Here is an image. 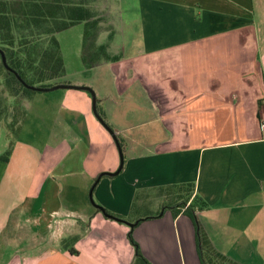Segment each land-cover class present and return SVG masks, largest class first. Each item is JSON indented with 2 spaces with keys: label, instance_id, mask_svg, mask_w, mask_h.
Here are the masks:
<instances>
[{
  "label": "crops",
  "instance_id": "obj_1",
  "mask_svg": "<svg viewBox=\"0 0 264 264\" xmlns=\"http://www.w3.org/2000/svg\"><path fill=\"white\" fill-rule=\"evenodd\" d=\"M250 1H128L107 43L120 58L82 66L98 76L50 82L90 87L121 140V169L100 176L95 205L126 216L134 192L147 189L136 202L153 212L152 188L192 182L207 205L196 218L215 250L264 264V128L256 115L264 114V14L254 17ZM58 89L20 102L16 136L0 126V155L11 143L0 158V264H131L129 226L97 211L87 194L99 173L117 168L115 144L87 91ZM35 99L44 105L33 107ZM131 234L150 264H200L181 213L164 210Z\"/></svg>",
  "mask_w": 264,
  "mask_h": 264
},
{
  "label": "trees",
  "instance_id": "obj_2",
  "mask_svg": "<svg viewBox=\"0 0 264 264\" xmlns=\"http://www.w3.org/2000/svg\"><path fill=\"white\" fill-rule=\"evenodd\" d=\"M94 15L93 10L86 5V0H0V51L4 55L7 66L28 85L49 87L56 84L50 81L64 75V66L55 33L78 23L82 24L79 58L84 68H90L102 62L117 61L121 54H110L107 51V43L112 37V32H108L106 41L101 43L95 41L98 18ZM0 87L12 98L17 96L28 98L32 91H36L25 88L13 73L3 68L1 61ZM257 104L261 105L260 100H257ZM14 106L10 120L3 127L12 137L17 135L24 116L20 102ZM96 110L103 118L97 108ZM256 115L259 118L258 112ZM107 126L109 127L108 124ZM116 138L121 148V140L117 136ZM10 147L9 142L0 155L2 160L7 159ZM193 190L192 182L152 188L151 196L158 204L153 212L147 205L136 202L139 193L147 189L134 192L126 216L103 209L117 221L135 222L126 233L134 250V259L131 264H150L132 237L133 227L143 219L160 216L164 210H169L172 217L181 213L189 218L194 228L195 250L200 264H238L211 245L195 215L196 211L206 208L207 205ZM96 210L99 211L98 208ZM74 238V236L62 238L61 246L66 248ZM68 251L72 253V250L68 249Z\"/></svg>",
  "mask_w": 264,
  "mask_h": 264
},
{
  "label": "rangeland",
  "instance_id": "obj_3",
  "mask_svg": "<svg viewBox=\"0 0 264 264\" xmlns=\"http://www.w3.org/2000/svg\"><path fill=\"white\" fill-rule=\"evenodd\" d=\"M131 0H86V5L93 10L95 13V17L98 18V27L95 34V41L97 43H101L106 41V35L108 32H114V27L119 22L120 11L122 7ZM262 0H251L250 7L253 10V16L255 17L256 13L261 11V14H264V3L261 7ZM81 33H82V24L78 23L72 25L64 30H61L55 33V37L59 44L60 53L62 55V59L65 66V72L62 76H68L69 78H74L77 76H98L96 72L92 71H84L82 68V64L79 58L80 55V43H81ZM103 72L101 76H106V71L102 69ZM108 70V69H107ZM108 72V71H107ZM75 83L73 85H77L78 81H72ZM60 89H53L49 91H32L35 96H48V94H52V92H59ZM31 94V95H32ZM90 97V96H89ZM24 97L17 96L16 98H12L6 94V92L2 91L0 87V126L4 127L6 122H8L13 114L15 104H19V102L23 101ZM35 101L32 103V106H42L43 102ZM31 114L27 115V119H30ZM218 131H224L225 129H217ZM19 131V130H18ZM23 132V131H22ZM21 132V135L23 134ZM24 137V134L22 135Z\"/></svg>",
  "mask_w": 264,
  "mask_h": 264
},
{
  "label": "water",
  "instance_id": "obj_4",
  "mask_svg": "<svg viewBox=\"0 0 264 264\" xmlns=\"http://www.w3.org/2000/svg\"><path fill=\"white\" fill-rule=\"evenodd\" d=\"M0 61H1V64L3 66V68L5 70H7L8 72H11L14 74L15 78L25 87V88H28V89H31V90H36V91H49V90H53V89H57V88H73V89H78V90H85L88 92L89 96H90V104H91V111H92V114L94 115V117L97 119V121L105 128V130L108 132V134L110 135V137L112 138L114 144H115V147H116V150H117V153H118V158H119V161H118V166L117 168L113 171V172H102V173H99L95 179L93 180L92 184L90 185L89 189H88V199H89V202L94 205L95 207L99 208L100 211L102 212V214L105 216V217H108V218H111V219H115L117 220L116 218H114L111 214L105 212L103 210V208L95 205V203L93 202V199H92V190L95 186V184L97 183V181L99 180L100 176L102 174H106V175H115L119 172V170L121 169V166H122V162H123V158H122V152H121V148L118 144V141H117V138L113 132V130L111 128H109L107 126V124L102 120V118L98 115L97 111H96V101H95V95L93 93V90L88 87V86H84V85H71V84H53L49 87H38V86H31V85H28L26 84L20 77L19 75L13 71L11 68H9L5 62V58H4V55L3 53L0 51ZM129 227L133 226L135 224V222H125Z\"/></svg>",
  "mask_w": 264,
  "mask_h": 264
},
{
  "label": "built area",
  "instance_id": "obj_5",
  "mask_svg": "<svg viewBox=\"0 0 264 264\" xmlns=\"http://www.w3.org/2000/svg\"><path fill=\"white\" fill-rule=\"evenodd\" d=\"M259 127L261 129L264 128V114H260V116H259Z\"/></svg>",
  "mask_w": 264,
  "mask_h": 264
}]
</instances>
